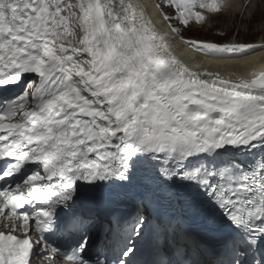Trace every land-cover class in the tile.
Returning <instances> with one entry per match:
<instances>
[{
	"label": "snow or ice",
	"instance_id": "1",
	"mask_svg": "<svg viewBox=\"0 0 264 264\" xmlns=\"http://www.w3.org/2000/svg\"><path fill=\"white\" fill-rule=\"evenodd\" d=\"M228 19L264 38V0H0V264H264V43L187 35Z\"/></svg>",
	"mask_w": 264,
	"mask_h": 264
},
{
	"label": "rangeland",
	"instance_id": "2",
	"mask_svg": "<svg viewBox=\"0 0 264 264\" xmlns=\"http://www.w3.org/2000/svg\"><path fill=\"white\" fill-rule=\"evenodd\" d=\"M218 32L224 33L223 36L217 35ZM187 35L193 38L212 40L215 42H246L256 43L258 41H264V38L258 34H252L246 32L245 28L237 21L235 24L231 19L226 22L219 23L217 25H206L203 29L196 31L195 29Z\"/></svg>",
	"mask_w": 264,
	"mask_h": 264
},
{
	"label": "bare ground",
	"instance_id": "3",
	"mask_svg": "<svg viewBox=\"0 0 264 264\" xmlns=\"http://www.w3.org/2000/svg\"><path fill=\"white\" fill-rule=\"evenodd\" d=\"M237 2H239V0H237ZM261 43H264V41H258L253 44L259 45ZM177 55L181 56L185 60V62L188 63V65L192 68H206L212 71H215L217 68H219V70L225 75H227L228 72L235 67H230L228 65H219L214 60H211L202 55H197L196 53L179 46L177 47ZM250 56L252 65L257 68L264 66V49L255 53H250ZM237 74L239 75L241 74V72L238 71Z\"/></svg>",
	"mask_w": 264,
	"mask_h": 264
}]
</instances>
